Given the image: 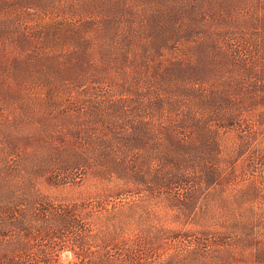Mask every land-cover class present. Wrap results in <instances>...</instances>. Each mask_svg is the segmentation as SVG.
<instances>
[{
    "label": "rangeland",
    "instance_id": "1",
    "mask_svg": "<svg viewBox=\"0 0 264 264\" xmlns=\"http://www.w3.org/2000/svg\"><path fill=\"white\" fill-rule=\"evenodd\" d=\"M112 159L147 176L119 181L141 187L122 196L137 205L123 236L146 250V225L177 231L159 260L212 264L231 247L264 263V0H0V202L42 196L102 229L94 205L117 181L96 169ZM173 159L216 180L183 163L184 184L155 188ZM248 209L249 246L231 225Z\"/></svg>",
    "mask_w": 264,
    "mask_h": 264
},
{
    "label": "trees",
    "instance_id": "2",
    "mask_svg": "<svg viewBox=\"0 0 264 264\" xmlns=\"http://www.w3.org/2000/svg\"><path fill=\"white\" fill-rule=\"evenodd\" d=\"M173 160L170 162L176 166L172 171L157 170L153 172L155 184H158L155 188L166 189L173 184L181 186L188 177L186 169L182 168L183 163L189 164L192 168L193 165L200 168L201 178L205 182L216 180L218 172L215 173L208 166L197 165L190 159ZM125 164L124 160L112 159L110 164L96 169L104 174V179L117 181L116 184L108 187L103 195L98 196L102 200L94 205L96 211L101 213L97 217H104L106 220L107 224L103 223L102 229L100 227L95 229L92 227L93 224L86 223V218L79 213L80 209L74 206L48 205L45 198L38 195H30L27 198L21 195L17 204L6 206L3 198L2 203L0 202V206H2L0 207V232L4 237H0L3 239L0 242V264H60L57 262L56 252L57 249L65 247H70L75 256V260L68 264H147V262L149 264H187L186 261L182 262L181 257L175 258V256L159 260L160 256H157V249H160L166 241H175L177 237H180L174 229H161L153 225H146L145 230H141L148 236L146 250L141 244L143 236L140 233L132 239L121 234L126 218L134 215L137 206L135 201L123 200L122 196L127 193H138L141 187L135 185L133 189H129L119 181L132 177L145 183L147 179V176L141 172L137 161L128 167ZM89 165L88 161L72 163L64 165L59 172L67 179L68 175L74 174L77 167L86 168ZM127 205L128 207H126ZM240 217L244 218L236 219L231 222V225L243 231V235L237 237L238 242L249 246L254 225L252 211L248 209ZM139 218L142 220V215ZM110 221H113V224L109 225ZM215 244L225 246L228 243L216 240ZM201 245L202 248H205L203 249L206 251L205 253H209L206 243L196 242L194 251L197 256L201 255L196 252ZM76 248H80V252L76 251ZM211 254L215 259L212 264H252L251 257L253 256L256 262L264 264L262 260L256 258L258 255H253V252H249L248 255L241 253L236 255L231 247H222V250ZM247 257H250V263H248ZM190 260L192 261V259Z\"/></svg>",
    "mask_w": 264,
    "mask_h": 264
}]
</instances>
